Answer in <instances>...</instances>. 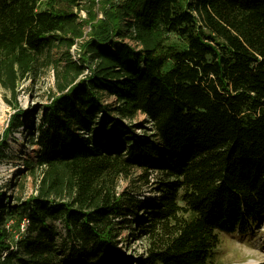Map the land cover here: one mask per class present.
I'll list each match as a JSON object with an SVG mask.
<instances>
[{"label":"trees","instance_id":"16d2710c","mask_svg":"<svg viewBox=\"0 0 264 264\" xmlns=\"http://www.w3.org/2000/svg\"><path fill=\"white\" fill-rule=\"evenodd\" d=\"M39 64L55 87L33 113L16 95ZM0 87V162L23 127V173L40 171L34 193L0 197V264H206L219 233L264 217V0H0ZM7 216L26 221L16 239Z\"/></svg>","mask_w":264,"mask_h":264},{"label":"rangeland","instance_id":"374dc122","mask_svg":"<svg viewBox=\"0 0 264 264\" xmlns=\"http://www.w3.org/2000/svg\"><path fill=\"white\" fill-rule=\"evenodd\" d=\"M82 9L79 11L81 18L86 16V11ZM95 18L93 22H97L101 19L102 13L98 5L94 6ZM89 27L86 26L84 34L87 33ZM128 40V37L125 38ZM168 41L174 45L182 46V40L179 36L174 33L169 34ZM76 52L79 53V42L76 45ZM52 57L57 58L58 53H51ZM55 77L52 71V67L43 66L39 64L34 77L28 76L21 80L18 86V92L16 95V103L19 107L30 109L33 113L36 112L38 107L42 103L49 101V95L54 91ZM9 100V102H7ZM15 99L0 87V139L6 133L8 128L9 120L14 112L13 104ZM35 119L38 118V114H35ZM128 123L133 124L134 131L137 134H141L143 129L141 125L149 127V123L144 122L145 116L142 114L136 115L134 118L125 120ZM25 128H19L13 130L10 135L7 136V147L6 152L8 157L0 162V197L4 199L8 196L10 187L13 186V190L10 193V200H12V193L21 198H26L28 195L35 192V177L40 174L39 170H36L35 177L29 173H23V161L28 158L34 157V146L27 143ZM140 171L134 172L130 180L120 179L118 182V188L123 189L132 186V179H136ZM157 172H151L150 177L152 180L156 179ZM157 194L151 192L150 188H146L144 191V197H150L156 199ZM5 224L8 229H11V236L16 239L19 236L18 231L22 230L23 224L26 221L20 223L18 230L16 217L7 216ZM129 228L121 230L119 239H124L121 246V250L127 254L135 255V252H140L142 249V243L138 240L133 242H127L129 236ZM135 251V252H134ZM206 264H264V217L261 218L260 222L256 224L255 228L251 232L240 235L237 233H219V243L216 248L212 251Z\"/></svg>","mask_w":264,"mask_h":264},{"label":"built area","instance_id":"2783aa9c","mask_svg":"<svg viewBox=\"0 0 264 264\" xmlns=\"http://www.w3.org/2000/svg\"><path fill=\"white\" fill-rule=\"evenodd\" d=\"M70 54H71V58L75 61H77L79 54L76 52V43L74 45H72V47L70 48ZM24 224L22 226V230L24 229Z\"/></svg>","mask_w":264,"mask_h":264}]
</instances>
